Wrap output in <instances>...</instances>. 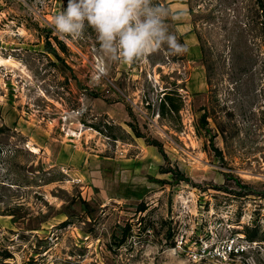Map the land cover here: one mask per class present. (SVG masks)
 <instances>
[{
  "label": "rangeland",
  "instance_id": "obj_1",
  "mask_svg": "<svg viewBox=\"0 0 264 264\" xmlns=\"http://www.w3.org/2000/svg\"><path fill=\"white\" fill-rule=\"evenodd\" d=\"M155 2L186 50L97 81L67 0H0V264H264V0Z\"/></svg>",
  "mask_w": 264,
  "mask_h": 264
},
{
  "label": "clouds",
  "instance_id": "obj_2",
  "mask_svg": "<svg viewBox=\"0 0 264 264\" xmlns=\"http://www.w3.org/2000/svg\"><path fill=\"white\" fill-rule=\"evenodd\" d=\"M169 14L155 0H67L51 23L65 37H81L86 28L95 32L101 57L95 68L99 81L112 63H132L164 46L173 54L185 51L169 30Z\"/></svg>",
  "mask_w": 264,
  "mask_h": 264
},
{
  "label": "built area",
  "instance_id": "obj_3",
  "mask_svg": "<svg viewBox=\"0 0 264 264\" xmlns=\"http://www.w3.org/2000/svg\"><path fill=\"white\" fill-rule=\"evenodd\" d=\"M246 242H240L238 241V237H230L227 240H225L222 244H217L214 247H208L203 246V251L200 252L202 255H206V253H209L212 255V257L218 259V260H225L230 257L232 253L240 252L241 250L245 249Z\"/></svg>",
  "mask_w": 264,
  "mask_h": 264
},
{
  "label": "crops",
  "instance_id": "obj_4",
  "mask_svg": "<svg viewBox=\"0 0 264 264\" xmlns=\"http://www.w3.org/2000/svg\"><path fill=\"white\" fill-rule=\"evenodd\" d=\"M185 24H180V28H183L182 30H184V32H188V31H190L191 29H190V27H186V28H184L183 26H184Z\"/></svg>",
  "mask_w": 264,
  "mask_h": 264
},
{
  "label": "trees",
  "instance_id": "obj_5",
  "mask_svg": "<svg viewBox=\"0 0 264 264\" xmlns=\"http://www.w3.org/2000/svg\"><path fill=\"white\" fill-rule=\"evenodd\" d=\"M256 236V235H255ZM253 237V236H252ZM262 239H264V237L262 238Z\"/></svg>",
  "mask_w": 264,
  "mask_h": 264
}]
</instances>
